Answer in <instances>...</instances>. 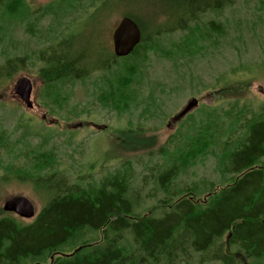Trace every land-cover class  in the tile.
<instances>
[{
	"label": "trees",
	"instance_id": "obj_1",
	"mask_svg": "<svg viewBox=\"0 0 264 264\" xmlns=\"http://www.w3.org/2000/svg\"><path fill=\"white\" fill-rule=\"evenodd\" d=\"M66 1L72 2L73 9L76 0H59L53 3L57 10L49 5L41 15L61 14L67 9ZM109 1L96 0L91 6L93 14L85 7L78 17L96 16ZM236 2L163 0L171 13L150 36L134 16L127 15L139 25L142 38L124 58L109 53L98 62L94 47L81 48L71 42V37H60L51 38L46 51L36 50L34 59L23 54L2 61L4 79L26 65L35 68L43 83L40 97L47 102L46 107L61 109L60 103L69 100L77 84L88 81L85 86L89 89L96 75L101 82L99 101L104 107L116 111H127L130 105L145 107L139 120L129 121L125 130L117 132L119 140L114 148L141 152L149 162L144 166L147 174L141 178L135 168L139 161L136 156L134 161L123 159L98 178L92 174L94 165H90L84 176L75 174L71 182L58 168L52 130H42V157L34 159L36 172L17 171L15 178L30 182L44 204L28 223L1 214L0 264H194L193 254L197 264H264V103L256 109L240 103L248 81L231 82L226 75L220 77V84L215 86L223 87H213L215 91L209 94L213 97L217 93L216 101L223 100L228 108L204 105L196 111L198 120L192 119L190 125L182 122L158 146L141 118L153 119L163 102L155 95L147 99L136 89H140L139 79L144 85L147 69L142 68L148 67L146 60L158 41L177 31L184 34L185 40L174 54L186 60L182 67L188 70L187 61L203 57L206 47L216 48L211 46L216 40L214 34H220V43L227 34V25L216 18L202 26V14L216 15ZM27 7L25 0H0V35L3 23L24 22L18 19L25 16L28 21L37 14ZM24 25L32 34L34 21ZM36 135L39 133L27 132L18 142ZM5 141L6 137L0 136V149ZM209 158L213 159L214 179L180 184L183 176L201 165L199 161Z\"/></svg>",
	"mask_w": 264,
	"mask_h": 264
},
{
	"label": "rangeland",
	"instance_id": "obj_2",
	"mask_svg": "<svg viewBox=\"0 0 264 264\" xmlns=\"http://www.w3.org/2000/svg\"><path fill=\"white\" fill-rule=\"evenodd\" d=\"M56 1L59 0H25L27 9L34 10L37 14L28 21H25V16L18 19L24 22L3 23L0 35L1 77L3 72L1 65L5 58L25 54L34 59L36 50L39 48L42 51L47 50L51 45V38L71 37L74 45L91 50L94 47V51L98 52L93 55L94 58L98 62L103 61L105 56L108 57L107 54H113L112 32L122 17L134 16L145 33L150 36L155 27L163 23L171 13L169 10L171 7L167 5L165 7L163 0H111L99 10L96 16L89 18L84 15L79 18L81 10L85 7L88 14H93L94 9L91 6L96 0H76L73 3V9L72 2L66 1L67 9L61 14L57 12V15L42 16L43 10L49 5L51 10H57L56 6H53ZM214 18L227 25L226 37L220 43V39L217 38L220 34H214L216 40L215 43L214 41L211 43V46L214 47L215 44L216 48L206 47L203 57L193 62L187 61L188 70L182 67V61L186 62V60L177 59L174 54L176 48L185 40V35L180 31L158 41L155 51H151L153 53L146 60L148 67L142 68L143 71L147 69L144 85L139 79L140 89H136L145 93L147 99L155 95V99L159 98L163 102L157 114L154 113L155 118L147 121L141 118V123L145 126L148 135H154L156 146L162 145L170 135H173L182 122L190 125L192 119L198 120L199 112L196 111L204 105L228 108V104L223 100L216 101L217 93H214L213 97L209 94L223 87L224 84L222 87L215 86L220 84L222 76L226 75L227 80L231 82L248 81L245 90L241 93L245 97L240 101L241 104L250 105L252 109H256L264 103V0H237L232 7L225 8L216 15L206 12L201 16L203 24L201 25L208 26L207 22ZM33 21L35 23L33 32L28 34L24 24ZM38 34L41 37H37ZM175 61H179L180 66L175 65ZM188 71L193 78L190 73L188 75ZM23 76L30 79L33 86L30 98L33 103L32 109L25 108L14 93L16 81ZM182 78L185 79L184 82ZM87 83L88 81L77 84L76 88L70 92L69 100L61 102L62 107L58 109L46 107L47 102L40 97L43 83L33 66L26 65L9 79L0 80V136L6 137L0 149V216L4 213L24 223L32 221L33 218L20 219L13 214L3 212V202L14 196L28 198L34 206L35 215L44 204V199L30 182L15 178L17 171L25 174L36 172L35 160L42 157V144H40L42 130L46 132L49 129L52 130L54 137L51 143L55 144L53 150L58 156V168L69 176L71 182L76 178L75 174L81 173L80 175L84 176L89 171L90 165H94L92 174L98 178L107 175L110 170L123 163V159L130 158L134 161L136 156L139 157V161L135 164L136 172L139 173L138 178H141L142 174H147L144 171L145 164L149 162L146 154L141 152L134 154L120 146L117 149L114 148V144L119 140L117 132L125 130L129 121L139 120L145 107L136 109L130 105L127 111H116L113 108L104 107L99 101L101 95L99 76L96 75L93 78L91 83L93 86H89V89L85 86ZM213 87L216 89L212 90ZM160 90L164 92L160 93ZM192 97L198 100L196 110L167 126L169 118ZM42 115L46 116L45 120L42 119ZM219 116L222 117L221 114ZM79 122L83 125L95 124L100 130L77 127ZM105 126L106 128L102 129ZM23 127L29 130L26 131ZM27 132L39 133V135L18 142ZM48 148L51 149L50 145ZM105 157H108L107 162L104 161ZM212 162L211 158L199 161L201 165L183 176L180 184L190 185L193 181L202 178L214 179L215 176L211 175ZM193 258V263L197 264V255L193 254Z\"/></svg>",
	"mask_w": 264,
	"mask_h": 264
},
{
	"label": "water",
	"instance_id": "obj_3",
	"mask_svg": "<svg viewBox=\"0 0 264 264\" xmlns=\"http://www.w3.org/2000/svg\"><path fill=\"white\" fill-rule=\"evenodd\" d=\"M141 38L142 34L139 25L130 17H122L112 32V46L114 57L124 58L128 56L140 43ZM32 88L33 86L30 79L25 76L20 77L16 81V84L14 86L15 95L27 109L33 108V103L30 99ZM185 104L186 106L184 107L182 112L179 114L177 113L172 118V123L181 120V117L183 115L193 111L197 107L198 101L196 98L192 97L188 99ZM90 125H92L94 129L100 130L97 125L88 123H86L85 125H83L82 123L77 124V127H85ZM102 129H105V127H102ZM2 210L5 213L13 214L20 219H31L36 216L32 202L24 196H14L8 198L3 202Z\"/></svg>",
	"mask_w": 264,
	"mask_h": 264
},
{
	"label": "bare ground",
	"instance_id": "obj_4",
	"mask_svg": "<svg viewBox=\"0 0 264 264\" xmlns=\"http://www.w3.org/2000/svg\"><path fill=\"white\" fill-rule=\"evenodd\" d=\"M131 53H132V52H131ZM197 101H198V100H197ZM185 106H186V104H184V105L180 108V110H179L177 113H178V114L181 113ZM197 107H198V105H197ZM197 107H196V108H197ZM196 108H195L194 110H196ZM194 110H193V111H194ZM191 112H192V111H191ZM177 113H176V114H177ZM176 114H174L172 117L169 118V120H168V122H167V125H168V124H171V125H172V118H173ZM187 114H188V113H187ZM187 114L183 115V116L181 117V119L184 118ZM176 122H178V121H176ZM78 124H81V122H79Z\"/></svg>",
	"mask_w": 264,
	"mask_h": 264
},
{
	"label": "flooded vegetation",
	"instance_id": "obj_5",
	"mask_svg": "<svg viewBox=\"0 0 264 264\" xmlns=\"http://www.w3.org/2000/svg\"><path fill=\"white\" fill-rule=\"evenodd\" d=\"M42 119L43 120H45L46 119V116L45 115H42ZM169 125H171V124H169ZM175 125V124H174ZM168 126V125H167ZM85 127H91L92 129H94V127L92 126V125H90V126H85Z\"/></svg>",
	"mask_w": 264,
	"mask_h": 264
}]
</instances>
